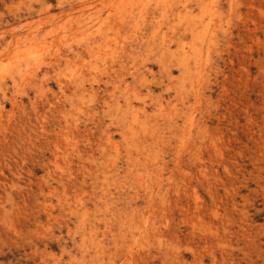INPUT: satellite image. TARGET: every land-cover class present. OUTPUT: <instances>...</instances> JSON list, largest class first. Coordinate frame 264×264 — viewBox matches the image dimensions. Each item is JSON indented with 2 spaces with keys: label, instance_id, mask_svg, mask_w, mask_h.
<instances>
[{
  "label": "rangeland",
  "instance_id": "374dc122",
  "mask_svg": "<svg viewBox=\"0 0 264 264\" xmlns=\"http://www.w3.org/2000/svg\"><path fill=\"white\" fill-rule=\"evenodd\" d=\"M0 264H264V0H0Z\"/></svg>",
  "mask_w": 264,
  "mask_h": 264
},
{
  "label": "bare ground",
  "instance_id": "6f19581e",
  "mask_svg": "<svg viewBox=\"0 0 264 264\" xmlns=\"http://www.w3.org/2000/svg\"><path fill=\"white\" fill-rule=\"evenodd\" d=\"M141 2H142V1H141ZM141 2H140V5L143 4V2H142V4H141ZM158 2H159V1H158ZM159 4H160V3H159ZM138 5H139V4H138ZM150 5H151V4H150ZM187 6H188V5H187ZM191 6H192V5H191ZM137 7H138V6H137ZM140 7H141V6H140ZM135 8H136V7H135ZM143 8H144V7H143ZM143 8H142V9H143ZM150 8H151V7H150ZM150 8H147V9H150ZM133 9H134V8H133ZM156 10H157V9H156ZM138 12H139V11H138ZM140 12H141V11H140ZM135 19H136V18H135ZM204 19H205V17H204ZM208 22H209V21H208ZM209 24H210V22H209ZM162 28H163V27H162ZM174 35H175V34H174ZM205 41H206V40H205ZM197 42H198V41H197ZM174 44H175V43H174ZM197 47H198V46H197ZM189 48H190V46H189ZM189 48H188V49H189ZM208 48H209V47H208ZM209 49H210V48H209ZM194 51H195V50H194ZM189 52H190V51H189ZM192 53H193V52H192ZM169 54H170V53H169ZM194 54H195V53H194ZM170 55H171V54H170ZM191 55H192V54H191ZM198 55H199V54H198ZM200 55H201V54H200ZM171 56H172V55H171ZM183 56H184V55H183ZM190 57H191V56H190ZM192 57H193V56H192ZM192 57H191V59H192ZM201 57H202V56H201ZM180 58H181V57H180ZM183 58H184V57H183ZM198 58H199V57H198ZM202 58H203V57H202ZM181 59H182V58H181ZM163 60H164V59H163ZM20 61H21V60H20ZM192 62H193V59H192ZM196 62H198V61H196ZM201 62H202V61H201ZM193 64H196V63H193ZM198 64H200V63H198ZM196 65H197V64H196ZM193 67H194V66H192V68H193ZM197 67H198V65L196 66V68H197ZM179 68H180V67H179ZM188 69H190V66L188 67ZM193 70H194V68H193ZM193 70H192V71H193ZM188 72H189V71H188ZM188 72H187V74H188ZM190 72H191V70H190ZM194 74H195V73H194ZM183 76H184V75H183ZM190 76H191V75H190ZM187 78H188V76H187ZM180 79H181V78H180ZM184 79H185V78H184ZM175 80H176V79H175ZM178 80H179V79H178ZM178 80H177V81H178ZM183 81H185V86H186V82H187V81H186V80H183ZM181 82H182V80H181ZM181 82H180V83H181ZM189 82H190V80H189ZM189 84H190V83H189ZM179 87H180V86H179ZM182 87H183V86H182ZM187 88H188V87H187ZM177 89H178V88H177ZM177 89H176V90H177ZM179 90H180V89H179ZM180 92H181V90H180ZM100 144H102V143H100Z\"/></svg>",
  "mask_w": 264,
  "mask_h": 264
}]
</instances>
